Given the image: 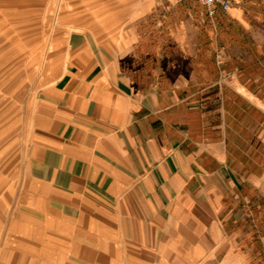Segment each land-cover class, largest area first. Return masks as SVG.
Here are the masks:
<instances>
[{"label": "crops", "instance_id": "0c3cea01", "mask_svg": "<svg viewBox=\"0 0 264 264\" xmlns=\"http://www.w3.org/2000/svg\"><path fill=\"white\" fill-rule=\"evenodd\" d=\"M62 3L0 264H264V0Z\"/></svg>", "mask_w": 264, "mask_h": 264}, {"label": "rangeland", "instance_id": "374dc122", "mask_svg": "<svg viewBox=\"0 0 264 264\" xmlns=\"http://www.w3.org/2000/svg\"><path fill=\"white\" fill-rule=\"evenodd\" d=\"M63 0H0V197L15 196L41 96L63 52ZM13 188V190L11 189Z\"/></svg>", "mask_w": 264, "mask_h": 264}, {"label": "built area", "instance_id": "2783aa9c", "mask_svg": "<svg viewBox=\"0 0 264 264\" xmlns=\"http://www.w3.org/2000/svg\"><path fill=\"white\" fill-rule=\"evenodd\" d=\"M210 6V10H215V3H220L223 7L227 8L230 5V0H202Z\"/></svg>", "mask_w": 264, "mask_h": 264}, {"label": "clouds", "instance_id": "9594fccd", "mask_svg": "<svg viewBox=\"0 0 264 264\" xmlns=\"http://www.w3.org/2000/svg\"><path fill=\"white\" fill-rule=\"evenodd\" d=\"M258 186V185H257Z\"/></svg>", "mask_w": 264, "mask_h": 264}]
</instances>
